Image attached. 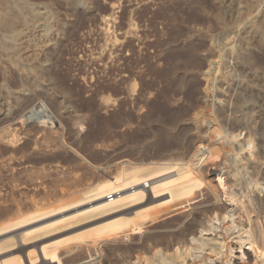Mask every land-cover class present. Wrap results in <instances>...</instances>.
Masks as SVG:
<instances>
[{
	"label": "rangeland",
	"instance_id": "obj_1",
	"mask_svg": "<svg viewBox=\"0 0 264 264\" xmlns=\"http://www.w3.org/2000/svg\"><path fill=\"white\" fill-rule=\"evenodd\" d=\"M8 5L31 22L19 55L8 39L0 50V254L32 250L24 222L74 216L31 264L168 263L166 246L229 231L263 235L260 257L229 243L234 264H264V0ZM39 107L48 116L26 121ZM130 207L110 234L78 239L83 223Z\"/></svg>",
	"mask_w": 264,
	"mask_h": 264
},
{
	"label": "bare ground",
	"instance_id": "obj_2",
	"mask_svg": "<svg viewBox=\"0 0 264 264\" xmlns=\"http://www.w3.org/2000/svg\"><path fill=\"white\" fill-rule=\"evenodd\" d=\"M8 3H9V0H0V5H1L0 6V50L2 49L4 51V50L9 49L7 47V44H6V39H8L12 43V49H11L12 53L14 54V56L15 55L17 56V54L19 53L18 52L19 47L17 45V43L19 42L18 39L23 34V30H21V28H22L21 26H23V28H24V26L28 25L27 19L30 16H28L29 14L27 13V11L29 9L27 10V8H24V6H23V7H17L14 10L11 8L12 9L11 10L9 7H7ZM33 6H31V7L29 6V8L32 9ZM46 16H47V14H46ZM46 20H47V18H46ZM29 21L31 22V20H29ZM41 28L46 30V34H47L46 26H43ZM34 34H35V32L33 34H31L30 37L35 36ZM37 34H38V32H37ZM38 38H39V36H38ZM16 41H18V42H16ZM37 42H40V41L39 40L38 41L37 40L36 41L31 40V43L33 45L32 46L33 51L36 50V48L39 44ZM2 50H1V52H2ZM19 59L16 58L14 60V63H17ZM39 108H40L39 110L35 109V110H33V113L25 116V120L26 121L33 120L35 122H39V121L44 120V118L48 116V113L44 112L42 110L43 108H41V107H39ZM42 115H45V117ZM225 144H226V142L223 143L224 148H226ZM199 156H200V154H198V153L193 154L191 156V158H189V160L187 162V166L190 165V162H191V164L193 163V161L195 163L196 159ZM188 188H189V185L187 183L183 184V186H181L178 189L179 193H185L188 190ZM171 192L176 193V191L174 189H171ZM196 198L197 197L195 194L193 198H191L190 200H188L186 202H192L193 203V201ZM186 202H184V203H186ZM223 206L226 207L225 205H223ZM136 208L137 207H130L127 209H123L120 212H116L114 214L112 213V214H108V215H102L100 217L90 219L88 222H85L82 224V225H84V224L90 225V227H88V229L83 231L82 234H79L78 239L83 240V239L87 238V241L89 240L91 242V240L95 241L99 237L110 234L111 231H113V229L115 227L121 226L123 223H125V221H127L133 215L132 213H134ZM127 210H128V212H124ZM2 214H4V213H2ZM216 219H218V218L216 217ZM46 220L47 219L44 216H41V217L32 218L31 220L24 222V224H22L21 226L24 227L25 231L23 232L22 237L19 239L20 240L19 242H21V245H22L21 249L24 248L25 246L29 245V243L34 242V246L31 247L32 250L26 249L25 252H24V250H20V253L16 252L17 254H15L13 252L17 251V248L16 247H10V245H7L6 247H9V248L3 249V252H1L2 254H0L2 257L4 256L3 258L2 257L0 258V264H22V263L23 264H31L33 261L32 257L34 256L36 250L39 252V255H41V257H42L44 255H47V250L50 248L51 245H54L56 243L58 244L59 241L61 242V241H64L66 239V238H64L65 236L61 239H55V237H54V240H51L50 238H52L53 236H57L59 234L68 232L71 229H74L75 227H78L77 226L78 223H75V221H77L78 218L77 217L75 218L74 216L68 217V218H62L59 220H55L53 222L44 223L43 225H40V226L35 227V228L32 227V226H37L36 225L37 223H40V222H43ZM98 220L100 223L96 225L95 222H98ZM221 221H222V223L221 222H219V223L223 224V226H227L228 225L227 222L230 221V217L229 216L227 217L226 215L222 216ZM217 222H218V220H217ZM218 228L221 229L220 226H218ZM256 231H258V230H256ZM254 233H256V232H254ZM259 233H262V232H259ZM254 236H255V234H254ZM258 236L262 237L263 235L260 236V234L259 235L257 234L256 239H254V241L252 243H245L244 240H243L244 242H241V240H240L241 238L237 239L238 237H236L235 234L233 232H230V231L226 234L225 233L223 234L221 232H214V234H208L205 232H201L199 234L198 238L192 237L190 239V241H191L190 246L188 244H185V243L174 245V246L172 245L173 247L166 246L167 247V248H165L166 252H168L170 249H172V253L177 256L176 258L171 260L172 262L169 261L170 263L169 262L164 263L162 261L155 262V261L150 260L148 262H143L141 264H162V263H164V264H234V261L236 260V258L233 255L234 249H231L230 246H228V244L233 243V244L237 245L238 249H239L238 253H240L244 249H247L251 253L253 252L255 257H260V255L262 253H261V250L258 246V244H259V242L257 240ZM67 237H69V236H67ZM207 238H210V239L207 240ZM48 239L50 240L49 242L47 241ZM261 239H263V238H261ZM238 240H240V241H238ZM44 241H47V242H44ZM87 241L84 240L83 242L86 243ZM260 242H261V240H260ZM61 244H62V242H61ZM191 245H192V248H191ZM21 253H23V256L20 255ZM189 253L190 254L192 253V255L189 256L188 255ZM193 253H194V255H193ZM188 256H189V258H188ZM241 259H242V257H241Z\"/></svg>",
	"mask_w": 264,
	"mask_h": 264
},
{
	"label": "built area",
	"instance_id": "obj_3",
	"mask_svg": "<svg viewBox=\"0 0 264 264\" xmlns=\"http://www.w3.org/2000/svg\"><path fill=\"white\" fill-rule=\"evenodd\" d=\"M110 199V198H109Z\"/></svg>",
	"mask_w": 264,
	"mask_h": 264
}]
</instances>
